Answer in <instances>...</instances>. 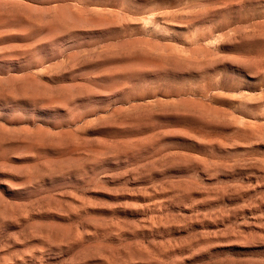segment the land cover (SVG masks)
Returning a JSON list of instances; mask_svg holds the SVG:
<instances>
[{
	"label": "rangeland",
	"instance_id": "obj_1",
	"mask_svg": "<svg viewBox=\"0 0 264 264\" xmlns=\"http://www.w3.org/2000/svg\"><path fill=\"white\" fill-rule=\"evenodd\" d=\"M0 264H264V0H0Z\"/></svg>",
	"mask_w": 264,
	"mask_h": 264
}]
</instances>
